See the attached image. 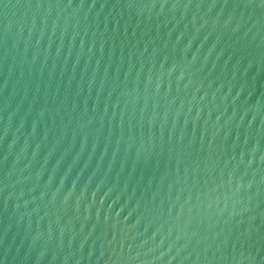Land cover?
<instances>
[{
	"label": "water",
	"instance_id": "95a60500",
	"mask_svg": "<svg viewBox=\"0 0 264 264\" xmlns=\"http://www.w3.org/2000/svg\"><path fill=\"white\" fill-rule=\"evenodd\" d=\"M0 264H264V0H0Z\"/></svg>",
	"mask_w": 264,
	"mask_h": 264
}]
</instances>
